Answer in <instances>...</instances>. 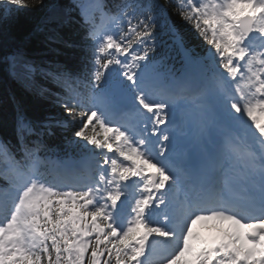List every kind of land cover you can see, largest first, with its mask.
I'll return each instance as SVG.
<instances>
[{"label": "snow or ice", "instance_id": "1", "mask_svg": "<svg viewBox=\"0 0 264 264\" xmlns=\"http://www.w3.org/2000/svg\"><path fill=\"white\" fill-rule=\"evenodd\" d=\"M174 2L210 46L193 57L170 26L179 75L150 58L163 5H78L91 67L87 78L56 74L67 119L55 124L74 127L91 165L50 176L44 145L28 139L43 133L18 115L20 158L0 141V264H264V0ZM42 3L0 0V21ZM8 59L13 72L34 71L19 52ZM193 146L195 171L178 160Z\"/></svg>", "mask_w": 264, "mask_h": 264}, {"label": "trees", "instance_id": "2", "mask_svg": "<svg viewBox=\"0 0 264 264\" xmlns=\"http://www.w3.org/2000/svg\"><path fill=\"white\" fill-rule=\"evenodd\" d=\"M55 1L43 0V3L36 7L20 9L12 18L0 21V56L10 49L17 48L24 58L30 59L38 65L46 64L48 70L51 71L43 73L37 78L36 92L43 91V95L49 98L29 104L31 108L29 111L33 115L64 113L58 99L50 96V92L53 94L57 92L56 87L52 84H58L54 73L65 71L70 62L67 50L62 48L56 40L48 39L50 35L55 38L62 35L52 25L57 22L52 16H58V18L63 16L60 7L52 6ZM50 31H55V33H50ZM187 34L195 42H198L196 34L190 30L187 31ZM0 73L3 74L2 76L6 75L5 65L1 60ZM0 79L2 78L0 77Z\"/></svg>", "mask_w": 264, "mask_h": 264}]
</instances>
